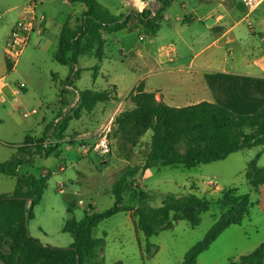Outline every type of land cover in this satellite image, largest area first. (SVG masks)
Segmentation results:
<instances>
[{"label":"rangeland","instance_id":"1","mask_svg":"<svg viewBox=\"0 0 264 264\" xmlns=\"http://www.w3.org/2000/svg\"><path fill=\"white\" fill-rule=\"evenodd\" d=\"M201 1L202 7L212 3L215 6L222 4L236 15L242 8L237 0H228L225 4L221 0H170L165 16L171 22L174 14L190 16ZM26 2L0 0V78L4 77L7 83L0 98V164L9 161L15 154V147L23 144L26 138H40L61 112L65 115V128L60 137L50 135V132L48 134L49 141L45 145L53 147L48 155L35 157L32 165L23 166L19 171L20 174L28 172L37 176L42 172L50 173L42 198L33 209V218L28 221L29 235L44 246L70 247L73 240L63 232L66 219L72 217L81 220L85 213H91L89 207L94 212L110 209L114 203L113 185L128 169H134L135 176L126 181L135 195H124L123 203L126 206L134 209L158 208L169 195L174 198L195 195L215 200L232 191L236 195L249 196L252 203L249 215L240 225H232L219 232V221L225 210L214 209L202 214L201 222L196 227L178 221L171 230L146 239L135 230L131 212L119 213L100 223L94 232L95 238L105 239L97 264H230L264 244V183L254 189L249 182L252 177L248 178L251 163L264 170V146L243 150L223 161L193 169L162 166L144 169L152 132L148 131L135 145H131L116 133L113 125L118 115L131 108L127 97L122 96L142 69L133 57L135 47L140 45L137 42L138 33L121 31L111 34L116 40L104 47L101 62L94 57H79L76 73L79 80L74 81L75 88L68 87L65 86V79L69 69L53 60L58 44L59 22L71 14L79 18L84 6L72 4L68 0H37V11L45 14L48 30L42 35H31L10 69L7 42ZM96 2L113 15L128 11L126 0ZM130 10L136 11L133 8ZM136 21V17H132L127 28ZM164 21L161 22L162 34L154 36L155 39L165 38ZM189 31L190 38L194 37L196 33ZM234 34L236 42L233 44L216 48L210 45L211 37H202V45L196 48L203 50L202 58L215 61L213 67L216 70L251 74L264 72V4L241 21ZM120 37L128 40L123 39L121 45ZM104 38L108 39V35ZM150 38L147 37L146 42ZM170 38L177 40L174 35ZM177 46L183 58L192 56L180 46L178 40ZM169 66H177V63ZM95 67L99 70H95ZM16 83H25L26 90L19 93L14 101L11 89ZM110 85H116L120 98ZM213 86L212 95H215ZM229 87L230 94L225 96H236L240 86L230 84ZM247 89L249 92L255 91L250 85ZM84 90L110 91L112 99L90 109L84 106L81 98ZM215 104L223 106L220 102ZM20 105L24 111L35 109L37 114L23 118ZM228 110L235 115L255 113L251 108ZM105 127L110 129L107 136L110 153L101 156L94 151V146ZM249 132L247 129L246 133ZM14 190L15 179L0 174V195L11 194ZM67 198L77 199V206L71 216L67 214ZM209 237L213 239L211 242ZM208 241V249L198 256L194 255V248ZM147 243L157 249L150 256L145 253Z\"/></svg>","mask_w":264,"mask_h":264},{"label":"trees","instance_id":"2","mask_svg":"<svg viewBox=\"0 0 264 264\" xmlns=\"http://www.w3.org/2000/svg\"><path fill=\"white\" fill-rule=\"evenodd\" d=\"M69 1L83 5L85 12L78 25L71 26L67 21L64 23L53 56L57 64L69 69L65 79V86L68 87L78 79L76 73L79 57H94L102 61L105 35L126 30L131 18L136 17L141 33L145 36H154L160 28L163 12L170 4V0H156L160 3V8L156 16L151 18L148 11L138 13L129 10L126 13L113 15L96 0ZM241 6L243 7L242 4ZM8 67L11 69V64ZM94 69L98 70L97 67ZM111 88L115 92L116 87L111 86ZM143 88V84L139 83L129 93L127 100L132 107L118 115L113 125L116 133L131 145H135L148 131L152 132L144 169L154 166L193 169L200 165L223 161L243 150L264 146V107L252 115H235L222 106L208 102L174 108L157 101L153 93H147ZM81 98L84 106H89L90 109L112 99L110 91L106 90H84ZM64 120L65 115L61 112L55 122L46 127L40 138H26L23 144L16 148L12 158L0 164V174L15 179L14 192L0 195V262L2 264H97L99 251L103 249L105 239L95 238V230L100 223L124 212H131L132 219L135 220V230L141 232L146 239L171 230L173 224L178 221H185L190 226L196 227L201 222L200 216L214 209L225 210L219 221V232L229 226L240 225L248 217L249 208L252 206L249 196L236 195L232 191L215 200L195 195L181 198L169 195L158 208L134 209L126 206L123 203L124 195L128 193L135 195L126 179L133 178L136 171L128 169L112 187L114 203L110 209L94 212L93 208L89 207L91 213H85L81 220L77 221L72 217L66 219L63 232L69 234L73 240L70 247L54 248L42 245L29 235L25 214H28V221L33 218V209L42 198L50 173L35 176L30 173L20 175L18 171L24 165H32L35 157L48 155L53 148L45 145L49 141L48 134L50 132V135L59 138L65 128ZM247 129L250 130L249 133H246ZM250 166L248 178L251 176L252 180L250 179L249 182L254 189H257L264 183V170L259 169L254 163ZM27 201H29L28 208H26ZM66 204L67 214L73 215L77 199L67 198ZM209 241L201 247L194 248V255L198 256L208 249ZM156 250L153 245L147 243L145 248L147 255H152ZM263 262L264 244L253 253L230 264H263Z\"/></svg>","mask_w":264,"mask_h":264},{"label":"crops","instance_id":"3","mask_svg":"<svg viewBox=\"0 0 264 264\" xmlns=\"http://www.w3.org/2000/svg\"><path fill=\"white\" fill-rule=\"evenodd\" d=\"M225 1L228 0H221L223 4H225ZM68 2L70 1L68 0ZM126 2L128 3V11L130 8L134 9V6L139 4L137 0H126ZM237 2L241 5L239 0H237ZM84 12L85 7L84 10L80 12L79 18H75L76 16L71 14L68 18L60 20L58 34L66 21L69 22L71 26L78 25ZM182 13L184 14L185 12L183 11ZM191 13L190 16L185 14L183 17H181L180 14H174L173 21L171 22L170 19H167V16H165L164 11L160 21V28L154 35L156 37L162 34L163 27L161 26V22L162 20H165L163 34L165 38L161 40L155 39L154 36H151L146 42V38L150 36H145L141 33V27L137 21L130 24L128 28L124 30L138 33L137 42H140V45L135 47L133 57L138 67H141L142 69L122 98H126L139 83H142L145 92L153 93L157 101H160L169 107L182 108L199 104L201 102L214 104L220 102L221 105L228 109L251 108L256 113L259 109L264 107V72L251 74L250 72L236 73L226 70H216L213 67L215 61H212L207 57L202 58L201 55L203 50L196 48L199 45H202V37H211L210 45H213L216 48H221V45L235 43L236 34H234V31L240 22L247 17L246 10L242 7L238 10V15H236L230 8L224 7L222 4L215 6L212 3L208 6L202 7L201 1L200 5L192 10ZM46 22L45 16L43 33L48 30ZM189 30H192L191 33H196L194 37L190 38ZM171 35L176 36L180 46H182L186 52L192 54L190 58L186 59L182 57V52H180L177 46V40H171ZM140 37L142 40H140ZM125 38L126 37H120L119 43H121V45L123 39L128 40ZM115 40L116 39L112 38L111 34H109L104 47L112 44ZM175 63H177V66H169V64L173 65ZM246 64H248V61H246ZM2 78L4 79V77H1L0 79ZM78 80L79 78L76 81ZM230 84L240 86L237 95L234 97L225 96L229 93ZM212 85H214L213 89L215 95H212ZM248 85L252 86L255 91L249 92L247 89ZM110 86L116 87V85ZM70 87L75 88L73 84H71ZM5 89L6 88H4V91ZM256 89L258 90L256 91ZM11 91L13 93L12 89ZM116 92L118 94L117 87ZM17 95L18 94H16V97ZM118 97L120 98L121 96L118 94ZM130 106L132 107V104ZM17 147H15V150ZM22 167L19 168V171ZM61 170L63 169L61 168ZM46 173L47 172H42L40 175ZM25 174H28V172Z\"/></svg>","mask_w":264,"mask_h":264},{"label":"built area","instance_id":"4","mask_svg":"<svg viewBox=\"0 0 264 264\" xmlns=\"http://www.w3.org/2000/svg\"><path fill=\"white\" fill-rule=\"evenodd\" d=\"M139 2L138 5L134 6V9L138 13H142L143 11L149 12V17L153 18L156 16L160 3L156 0H137ZM246 10V16L253 14L258 8L264 4V0H239ZM37 0H27L25 3L21 15L19 19L16 21L14 26L12 27L9 39L7 42V47L9 49V62L13 66L20 56L22 50L28 44L30 37L32 34H42L44 30L45 24V16L43 14H39L37 11ZM142 40V38H140ZM7 87V83L5 79H0V98L3 97L4 88ZM24 83H16L14 84V89L12 96L14 97V101H16V94H19L25 90ZM2 106V102L0 101V107ZM19 109H22V117L27 118L31 115L37 114L35 109H31L30 111H24L22 106H19ZM110 129L105 127L101 131V135L97 140L94 151L101 155L107 156L110 153V145L108 141V133Z\"/></svg>","mask_w":264,"mask_h":264},{"label":"water","instance_id":"5","mask_svg":"<svg viewBox=\"0 0 264 264\" xmlns=\"http://www.w3.org/2000/svg\"><path fill=\"white\" fill-rule=\"evenodd\" d=\"M28 204H29V201L26 202V208H28ZM25 224L27 227V225H28V214L27 213L25 214Z\"/></svg>","mask_w":264,"mask_h":264}]
</instances>
